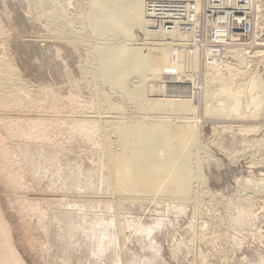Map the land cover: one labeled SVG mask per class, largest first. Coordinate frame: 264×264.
<instances>
[{
    "label": "rangeland",
    "instance_id": "374dc122",
    "mask_svg": "<svg viewBox=\"0 0 264 264\" xmlns=\"http://www.w3.org/2000/svg\"><path fill=\"white\" fill-rule=\"evenodd\" d=\"M31 1L0 0V61L13 63L21 80L0 102V217L25 263L264 264V53L254 54L264 49V0H253L257 44L229 48L214 59L215 69L207 68L214 60L201 63L190 35L171 41L148 31L140 20L148 19V0L146 11L138 0H58L59 10L82 25L78 40L95 43L98 63L91 47L77 51L38 18ZM82 1L99 10L85 19ZM203 5L200 0L195 21ZM108 24L125 34L122 42L106 39L114 41L112 49L90 37L92 28ZM187 45L198 61L191 74ZM126 48L150 89V108L96 82V64L123 60ZM247 74L257 79L256 98L235 90ZM199 75L203 92L196 103L189 83ZM123 80L131 93V82ZM109 111L132 113L131 121L163 115L175 136L172 149L153 119L161 155L148 166L101 127ZM194 172L203 176L209 198L200 195Z\"/></svg>",
    "mask_w": 264,
    "mask_h": 264
},
{
    "label": "bare ground",
    "instance_id": "6f19581e",
    "mask_svg": "<svg viewBox=\"0 0 264 264\" xmlns=\"http://www.w3.org/2000/svg\"><path fill=\"white\" fill-rule=\"evenodd\" d=\"M61 1V0H59ZM57 0H32L31 2L33 3H29V5L32 4L31 7H34L33 8H37V13H38V16L36 14V16L38 18H40L41 20L43 18H46L48 21V24L51 26V27H54L57 29L56 30V33L58 35H60L59 37L61 38V36L63 38H65V40L69 41V42H72V43H75L76 44V48H77V51L81 52L82 53V50H84V46L86 45L85 42H89V41H85V38L83 40V42L81 43L78 39H80L81 37H84L83 36V28H82V25L78 22V20L75 21L74 23V20L72 19V15L70 11H68L67 13V10L63 7V9H65L64 13L63 10H59L60 9V5L59 6V2ZM72 1V0H71ZM119 3H123L124 4V0H118ZM126 1V0H125ZM129 1V0H128ZM139 2H141L143 4V7L145 10V4L147 2V0H138ZM149 2H152V1H162V2H181V3H184V4H190V6L194 7V11H195V14L197 12V9L199 8V5H200V0H148ZM62 2V1H61ZM74 2H76L74 0ZM78 2V1H77ZM83 2V1H82ZM80 2L76 3V14L79 13L80 15V10L81 9V6H79ZM148 3V2H147ZM75 4V3H74ZM132 4V3H131ZM65 5V4H64ZM82 5H84V8H83V14L85 16V19L86 17L90 18V16L97 10V7L91 3H82ZM127 5V3H126ZM125 5V7H126ZM129 5V4H128ZM127 5V6H128ZM66 6V5H65ZM130 7V5L128 6ZM35 8V9H36ZM68 8V7H67ZM71 8V7H70ZM127 8V7H126ZM125 8V9H126ZM132 8V7H131ZM147 9V8H146ZM33 10V9H32ZM129 10V8H128ZM127 10V11H128ZM126 11V12H127ZM131 11V10H130ZM146 11V10H145ZM143 11V12H145ZM35 12V11H34ZM50 12V14H49ZM52 12V13H51ZM132 12V11H131ZM130 12V13H131ZM142 12V14H144ZM255 12H256V8H255ZM133 13V12H132ZM147 13V12H146ZM75 14V16H76ZM82 14V12H81ZM101 14V13H100ZM134 14V13H133ZM132 14V15H133ZM138 14V13H137ZM141 14V13H140ZM139 14V15H140ZM131 15V16H132ZM138 15V17H139ZM74 16V15H73ZM83 16V15H82ZM136 16V14H135ZM200 16H201V13L199 15V19L198 21H195V25L193 26V28H195L197 26V24H199V21H200ZM71 17V18H70ZM81 17V16H80ZM137 17V16H136ZM147 17V16H146ZM102 18V16H101ZM77 19V18H76ZM79 19V18H78ZM82 19V18H81ZM92 19V18H91ZM138 19V18H137ZM135 19V20H137ZM90 20V19H89ZM102 20V19H101ZM139 20V19H138ZM140 20L144 23V26L146 28H148V31L150 29V27L152 26V22H150L148 19L145 18V15L143 17L140 16ZM40 21V20H39ZM84 21V20H83ZM140 21V22H141ZM42 22V21H41ZM46 22V23H47ZM78 22V23H76ZM100 23V21H98ZM102 22V21H101ZM45 24V23H44ZM80 24V25H79ZM88 24V23H87ZM90 24V23H89ZM96 25V24H95ZM109 25V24H108ZM84 26V25H83ZM255 26H256V14H255ZM89 27V26H88ZM144 27V28H145ZM93 29V28H92ZM93 31L90 35V37H92V39L94 40L93 37H96L98 39H101V40H105L107 42L106 39H113V38H116V39H121L120 41L122 42V39H124V33H122V31L116 26V25H109V26H105V27H102V26H96V28ZM147 30V29H146ZM151 30V29H150ZM154 32V31H153ZM156 34L158 33L159 35H162V36H165L166 39L165 40H169L170 38L172 37H177L175 35H183V36H186L187 34H182V32L180 33L179 31H175V32H172V33H169L165 30H163L162 28L158 31H155ZM87 34V33H86ZM189 35V34H188ZM89 37V39H90ZM95 38V39H96ZM88 39V40H89ZM176 39V38H175ZM125 40V39H124ZM171 40V39H170ZM194 40V39H192ZM92 40H90L91 42ZM105 41H102L100 43H98L100 46L102 44H105ZM172 41V40H171ZM112 42V41H111ZM127 42V41H126ZM129 42V41H128ZM127 42V43H128ZM168 42V41H167ZM257 42V41H256ZM84 43V44H83ZM102 43V44H101ZM113 43L114 41L110 44V42L106 43L108 45V48L109 49H112L113 48ZM120 43V42H119ZM173 43V42H172ZM95 44V43H94ZM93 44V41H92V45L89 43V46L88 47H91L92 49V52L91 54H93L94 56V60H97L96 58H99L98 56V48ZM105 44V45H106ZM121 44H125L124 42L121 43ZM175 44V43H174ZM173 44V45H174ZM91 45V46H90ZM104 45V46H105ZM106 45V46H107ZM172 45V44H171ZM98 46V45H97ZM121 46V45H120ZM83 47V49H82ZM87 47V45H86ZM87 47V48H88ZM128 47V45H127ZM236 47H241V48H247V46H241V45H234V46H231L229 48H236ZM104 48V47H102ZM198 48V47H197ZM227 48L222 54H220L219 56L220 57H225V54L227 52V50L229 49ZM106 49V47H105ZM108 49V50H109ZM119 49V48H118ZM189 49H191L192 51H189ZM89 50V48H88ZM104 50V49H103ZM122 50V49H121ZM121 50H120V55H121ZM196 49L191 46V45H187L185 46V51H187L188 55H189V58H190V63L192 66H197L198 65V61H197V54H196ZM199 50V48H198ZM87 51V50H86ZM85 51V53H86ZM90 51V50H89ZM88 51V52H89ZM107 51V50H106ZM115 51V50H114ZM118 51V50H116ZM115 51V52H116ZM207 51L210 52V50H206V53ZM100 52V51H99ZM109 52V51H108ZM107 52V53H108ZM113 52V51H112ZM123 52V51H122ZM78 53V52H77ZM84 53V54H85ZM114 53V52H113ZM119 53V51H118ZM211 53V52H210ZM259 53H264V49H258V51L254 52V54H259ZM112 54V53H111ZM111 54L109 57H111ZM123 54V53H122ZM88 55L87 53L85 54V56ZM101 55V54H100ZM212 55V54H211ZM114 56V55H113ZM123 60L119 61V58H116L118 59L117 61L115 62H112L113 64H109L108 61L107 63L103 62L100 60V63L99 64H96V65H99V66H96L97 68L95 69L96 73H97V78L98 80H96V82L99 81V84L101 85L103 82L107 83L110 85L112 91H114L115 93L118 92V94L120 93L122 98L124 97V99H127L129 101L130 98H133L134 100L136 101H139V102H142L144 104V106H150L152 105L151 104V96H150V93H149V90L148 89V85L146 84V82L143 80V78L141 77L140 75V71H139V68H138V64L137 62L133 59L132 56H130V51L129 49H125V52L123 55H121ZM90 57V56H89ZM92 57V56H91ZM120 57V56H119ZM217 57V56H216ZM216 57L214 59H216ZM108 58V57H107ZM90 60V58H88ZM111 59V60H110ZM109 62L112 61V59H115V58H110ZM199 59V58H198ZM3 60V59H2ZM93 61V60H92ZM114 61V60H113ZM119 61V62H118ZM237 61H239V63H243V59L242 58H237ZM99 62V61H98ZM97 62V63H98ZM91 63V62H90ZM217 61H212L211 63H207V68H213L215 69L214 65H216ZM93 64H95L93 62ZM121 69L122 72H119V67ZM117 66V67H116ZM199 67V66H198ZM92 68V67H91ZM94 68V67H93ZM87 70L89 69H85L84 71L87 73ZM94 70V69H93ZM208 70V69H207ZM17 68L16 66L13 64V63H9V62H1L0 61V102L3 100H5V96L7 97V94L8 95H11L12 90L14 89V94L16 91L18 90H15L19 87L20 85V78H18V76L16 75V72H17ZM90 72V71H88ZM214 72V71H213ZM95 74V73H94ZM142 74V73H141ZM208 74V72H207ZM123 75L126 77V80L128 82H131L130 84H132V91L131 93H129L127 90V88L125 87V82L123 80ZM248 75V74H247ZM96 77V76H95ZM96 78V79H97ZM242 80V79H241ZM21 81V80H20ZM103 81V82H102ZM95 82V84H96ZM103 83V84H105ZM127 85V84H126ZM93 87H95L94 85H92ZM102 86V85H101ZM100 86V87H101ZM24 87V86H23ZM97 87L99 88V86L97 85ZM22 89V88H20ZM110 89V90H111ZM127 89V90H126ZM237 91V94H239L241 97H244V98H256V96L259 94V90H258V84H257V79L255 78V76H247L246 78H244L243 82L239 83V85H237L236 89ZM10 92V94H9ZM9 97V96H8ZM118 97V96H117ZM123 99V100H124ZM6 101V100H5ZM126 101V100H124ZM2 105V103H0ZM116 104V103H115ZM1 107V106H0ZM116 107V106H115ZM146 108V107H145ZM143 109V107H142ZM108 110V109H107ZM115 110V109H114ZM113 110V111H114ZM156 110V109H155ZM154 110V111H155ZM107 112V111H106ZM110 113V111H109ZM113 113V112H111ZM110 113V114H111ZM140 113V112H139ZM144 113V111L142 112ZM108 114V113H107ZM115 114V113H114ZM114 114H111L108 118V123H105L104 125H102L101 127H103L104 129H106L109 134L111 136H115L117 141L119 142L118 144H120V147L122 146L124 149H127L128 151H133L135 157L137 159H139L140 161L144 162L145 164H147L148 166H151L152 163H153V159L154 157L158 156L161 152L158 151V149L156 148V133L155 135H153V132L151 130V126H150V122L153 121V119L156 121V123L159 125V130H161L163 132V134H165L166 136V139L168 141V146L167 148L170 150L172 149V143L175 139V136H173V130H172V127H171V124L170 122L168 121V119H166V117H164L163 115H159V113H155L151 116V118L149 117V119H142L141 117V120L140 118L137 119L138 121L135 120H130L129 118L130 117V114L132 113H127V114H123V115H118L119 117L115 116ZM117 114V113H116ZM148 114V113H147ZM146 114V115H147ZM140 116V114L138 115ZM106 117V116H105ZM133 118V117H132ZM235 118V117H234ZM129 119V120H128ZM151 127V128H150ZM241 128V127H240ZM260 128V127H259ZM103 129V130H104ZM251 130V129H250ZM256 130V129H255ZM259 130V129H258ZM224 131V130H223ZM241 131V130H240ZM239 131V132H240ZM226 132V131H225ZM247 132V131H246ZM250 132V131H249ZM253 132V130H252ZM223 134V133H222ZM232 136V135H231ZM235 138V137H234ZM243 138V137H242ZM192 138H189L188 140H191ZM192 141V140H191ZM194 141V140H193ZM190 142V141H189ZM192 143V142H191ZM190 143V144H191ZM249 145V144H248ZM247 145V146H248ZM247 146L242 147L244 148L245 150H249L248 148H252V146ZM2 147V146H1ZM121 149V148H120ZM197 149V148H196ZM195 149V150H196ZM253 151H255L256 148H252ZM126 150V151H127ZM181 150V149H180ZM251 150V149H250ZM249 150V151H250ZM2 152V151H1ZM252 152V151H251ZM197 153V152H196ZM195 154V153H193ZM161 155V154H160ZM248 155V154H246ZM132 156V155H131ZM133 158V157H132ZM2 159V158H1ZM207 159V158H205ZM209 157H208V160L209 161ZM2 161V160H1ZM0 161V162H1ZM3 163V162H2ZM1 164V163H0ZM3 165V164H2ZM1 165V166H2ZM57 170V169H56ZM3 173V172H2ZM4 175V174H3ZM191 176V179L193 181H195L196 183H198V185L200 184V195L203 196L205 199L209 196H211V194L209 193L207 187H206V184L205 182H203V176H201L200 173L198 172H194V173H190L189 174ZM6 178V177H5ZM11 181V180H10ZM64 181V180H63ZM68 181V180H67ZM66 182V180H65ZM12 183V182H11ZM69 183V182H68ZM15 184V183H14ZM67 184V183H66ZM13 186V185H12ZM15 186V185H14ZM64 186V185H63ZM60 188V187H59ZM14 189V188H13ZM264 189V188H263ZM61 190V189H60ZM65 191V190H64ZM62 192V191H61ZM66 192V191H65ZM17 194V193H16ZM80 195V194H79ZM62 197V195H61ZM208 197V198H209ZM243 197V196H242ZM73 198V197H72ZM212 199V198H210ZM214 202V201H213ZM15 204V203H14ZM63 204V203H62ZM76 204V203H75ZM80 204V203H79ZM68 205V204H67ZM70 206V204H69ZM67 208V207H66ZM75 208V207H74ZM46 213V212H45ZM0 215L1 212H0ZM65 215V214H64ZM72 215V214H71ZM75 216V215H74ZM3 217V216H2ZM2 217H0V264H26L24 259L21 257V255L19 254L18 250L15 248V245L13 244V240L10 236V233L12 231H10V228H9V223H6V219L4 220ZM62 218V217H61ZM58 219V218H57ZM215 219V218H214ZM61 220V219H60ZM80 220V219H79ZM84 220V219H83ZM86 220V219H85ZM126 220V219H125ZM64 221V220H63ZM216 221V220H214ZM220 221V220H219ZM217 223V222H216ZM219 223V222H218ZM83 224V223H82ZM81 224V225H82ZM77 225V224H76ZM84 225V224H83ZM75 226V225H74ZM80 226V225H79ZM127 227V226H126ZM68 228V227H67ZM70 228H73L70 226ZM65 229V228H64ZM96 229V228H95ZM10 231V233H9ZM107 231V230H106ZM68 232V231H67ZM68 235V234H67ZM106 236V235H105ZM64 238V237H63ZM71 238V237H70ZM68 240V239H67ZM71 240V239H70ZM66 241V240H65ZM84 241V240H83ZM70 244V242H69ZM80 244V243H78ZM103 245V244H102ZM67 246V245H66ZM70 247V246H69ZM104 247V246H103ZM112 247V246H111ZM100 249V248H99ZM100 252V250H99ZM67 253V251H66ZM96 257V256H95ZM98 257V256H97ZM111 261V260H110ZM138 261V260H137ZM139 262V261H138ZM47 263V262H46ZM64 264V263H63Z\"/></svg>",
    "mask_w": 264,
    "mask_h": 264
},
{
    "label": "built area",
    "instance_id": "2783aa9c",
    "mask_svg": "<svg viewBox=\"0 0 264 264\" xmlns=\"http://www.w3.org/2000/svg\"><path fill=\"white\" fill-rule=\"evenodd\" d=\"M193 8L181 2H148L147 18L152 22L150 29L158 31L162 28L169 33L179 31L189 34L199 48V58L203 65L231 46L253 47L257 44L253 0H204L200 21L195 28L193 26L197 16ZM171 48L175 51L180 49L177 44ZM206 50H210L214 56L208 55ZM185 70L191 74L194 67L189 64ZM189 84L195 90V102L199 103L203 92L202 78L199 75L194 84L192 81Z\"/></svg>",
    "mask_w": 264,
    "mask_h": 264
}]
</instances>
